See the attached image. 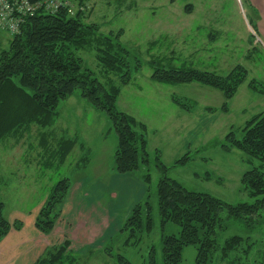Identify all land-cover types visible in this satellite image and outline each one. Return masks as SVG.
Segmentation results:
<instances>
[{"label":"rangeland","instance_id":"374dc122","mask_svg":"<svg viewBox=\"0 0 264 264\" xmlns=\"http://www.w3.org/2000/svg\"><path fill=\"white\" fill-rule=\"evenodd\" d=\"M69 3L68 15L83 13V22L97 25L102 35L121 32L119 42L129 52L132 79L121 88L116 106L146 127L148 164H140L128 174L116 172V135L105 114L91 108L76 91L59 104V115L52 127L31 125L1 141L0 201L7 216L13 212L20 216L17 220L26 224L31 220L35 227L52 188L67 179L69 189L57 206L60 216L51 232L50 248L69 240L76 264H118L117 256L128 264H150L151 258L153 264H162L161 239L178 237L180 228L172 223L161 225L156 187L162 175L155 163L157 153L167 169L166 177L186 190L207 193L228 205L254 202L243 190L240 179L252 168L264 175V161L238 150L225 152L221 145L230 130L240 138L245 122L264 113V94L248 87L254 80L258 89L264 88V0ZM10 40V35L0 29V52L8 50ZM76 55L98 81L105 83L109 78L118 85L117 75L103 73L93 47ZM152 61L160 62L165 69L193 68L220 76L240 65L247 71V79L227 102L228 111L223 112L224 99L217 90L197 84L152 82ZM136 62L141 68L135 72ZM171 97L190 105L192 111L181 110ZM74 137L84 141L90 151L79 152L76 148L60 163L57 143L61 138ZM186 154L185 165H176ZM138 205L144 225L147 212L150 213L152 229L143 232L137 243L138 235L131 238L127 245L128 231H123V227ZM222 217L224 230H218L215 236L218 249L232 236L243 239L229 261L258 264L264 259V220L249 229L227 219L225 213ZM248 246L245 254L243 250ZM34 247L28 243L25 249L32 251L29 257H37L36 261L50 249L39 253ZM219 254L218 250L214 264H229L219 262ZM195 259V246L184 247L180 264H196Z\"/></svg>","mask_w":264,"mask_h":264},{"label":"trees","instance_id":"16d2710c","mask_svg":"<svg viewBox=\"0 0 264 264\" xmlns=\"http://www.w3.org/2000/svg\"><path fill=\"white\" fill-rule=\"evenodd\" d=\"M37 4L42 0H27ZM69 2V0H63ZM71 4V3H69ZM68 6H62L54 13L36 12L26 17L19 33L11 37L7 51L0 52V142L15 131L27 130L31 125L45 129L52 127L57 118V109L76 91L95 111L103 112L110 128L116 135L114 151L115 170L119 174L135 171L140 164H148L146 127L134 117L117 109L116 103L121 88L132 79L128 62L129 52L119 42L121 32L116 35H102L97 25L83 22V13L68 15ZM93 47L96 60L107 76L119 77L118 85L109 78L101 83L93 77L91 70L83 66L76 52ZM152 82L164 85L197 84L217 90L224 103L223 112L228 111L227 102L234 97L240 85L247 79V71L240 65L235 66L225 76L193 68L165 69L160 62H149ZM141 68L136 62L135 72ZM248 87L264 94V88L258 89L254 80ZM172 102L185 112L192 107L176 97ZM207 111H214L206 108ZM237 138L230 132L221 145L225 152L238 150L249 158L264 161V113L247 120ZM76 143L75 139L61 138L57 143L60 163H63ZM47 152V150H46ZM187 154L176 161L183 166ZM161 178L156 187L158 214L161 225L172 223L180 228L179 236H163L162 264H180L182 251L186 246L196 248V264H214V255L219 250L217 260L221 263L235 264L229 256L243 244V239L232 236L218 249L216 232L224 230L223 213L227 219H233L253 229L259 220H264V175L258 168L245 172L240 183L243 190L254 199L251 204L228 205L207 193L191 192L175 180L166 177L167 169L161 163L159 153L155 158ZM69 189L67 179L58 181L52 188L35 220L36 229L46 235L51 234L59 219L57 206L62 202ZM4 205L0 201V241L14 228L20 230L19 222L12 225L4 218ZM152 229L150 213L147 212L145 225L138 205L132 210L131 217L124 224L128 231L125 244L143 232ZM133 244V243H132ZM70 241L46 250L34 264H76L69 251ZM250 246L243 252L248 254ZM118 264L128 261L117 256ZM150 264H153L151 258ZM258 264H264L262 259Z\"/></svg>","mask_w":264,"mask_h":264},{"label":"crops","instance_id":"0c3cea01","mask_svg":"<svg viewBox=\"0 0 264 264\" xmlns=\"http://www.w3.org/2000/svg\"><path fill=\"white\" fill-rule=\"evenodd\" d=\"M58 115H59V108L57 109V117ZM69 139H75L76 143L74 147L72 148V150L69 152L68 156L72 152H74L76 148L79 150V152L83 151L85 153L86 151L87 152L90 151V149L87 147L88 145L84 141L78 140V138H75V137L69 138ZM0 144L2 143L0 142ZM80 160H82L81 156L79 158V161ZM4 211H5V207L3 210L4 218L11 225L12 223L19 222L22 224V227L18 231L12 228L9 231V233L0 241V264H34L37 257H33V258L29 257L32 251H27V249H25L26 245L28 243L33 244L35 246L34 251L43 253L45 249H47L48 247L50 248L53 245L50 242V240L52 239L51 236H53V233L49 235H45L39 232L34 227L31 220H29V224H26L25 222H20L19 220H17V219H20V216L17 217V214L13 212L12 214H10L9 212L7 216L6 215L7 210L6 212Z\"/></svg>","mask_w":264,"mask_h":264},{"label":"built area","instance_id":"2783aa9c","mask_svg":"<svg viewBox=\"0 0 264 264\" xmlns=\"http://www.w3.org/2000/svg\"><path fill=\"white\" fill-rule=\"evenodd\" d=\"M61 5L68 6L69 10V2L63 0H42L37 4H30L27 0H0V29L16 35L26 17L38 11L54 13Z\"/></svg>","mask_w":264,"mask_h":264}]
</instances>
